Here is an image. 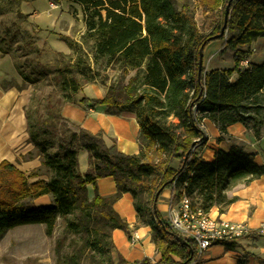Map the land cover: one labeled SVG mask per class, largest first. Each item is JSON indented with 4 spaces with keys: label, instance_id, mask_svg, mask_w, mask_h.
<instances>
[{
    "label": "trees",
    "instance_id": "1",
    "mask_svg": "<svg viewBox=\"0 0 264 264\" xmlns=\"http://www.w3.org/2000/svg\"><path fill=\"white\" fill-rule=\"evenodd\" d=\"M70 1L87 12L95 61L104 60L120 72L101 100L82 97L78 104L106 114L135 116L139 153L124 155L114 141L107 145L102 133L92 134L62 118L61 105L72 103L80 88L74 75L79 65H65L56 78L62 96L49 92L43 111L37 106L26 109L27 143L34 146L47 180L30 182L36 173L27 175L7 161L0 163V238L29 225L44 226L50 236L61 221L62 236L54 245L57 264H126L121 256H112L111 232L128 228L113 209L128 193L139 223L150 227L160 258L155 264L196 262V245L170 229L157 211V201L170 190L175 200L186 195L192 207L208 212L235 200L226 196L232 186L264 175V165L235 148L217 150L211 163L195 152L206 139L198 126L205 120L221 131L241 123L260 137L264 62L249 63L246 69L240 62L250 57L251 44L264 37V0H232L219 39L213 37L220 33L229 0H194L203 13L220 17L207 34L200 32L194 11L187 5L178 10L173 0ZM215 40L232 53V69L205 71L203 64L199 68L200 51ZM130 71L135 74L126 80ZM170 118L178 122L169 124ZM80 151L88 154L83 174L78 167ZM107 177L116 191L99 195L96 182ZM88 185L94 189L91 198ZM44 195L52 196L49 205L32 204Z\"/></svg>",
    "mask_w": 264,
    "mask_h": 264
},
{
    "label": "crops",
    "instance_id": "2",
    "mask_svg": "<svg viewBox=\"0 0 264 264\" xmlns=\"http://www.w3.org/2000/svg\"><path fill=\"white\" fill-rule=\"evenodd\" d=\"M58 47L57 43V46H52L51 49L61 58V55L67 52ZM206 48L203 51L205 71L227 70L234 67L232 54H229V61L223 60V42L207 52L210 54L206 53ZM212 50L220 54L219 63L215 68L207 67L213 54ZM251 51H254L252 46ZM258 58L260 61H257ZM248 60L250 64H260L264 62V56L260 58L259 53L251 54ZM68 64L73 65L72 60L68 61ZM62 69L61 65H58L56 71L59 72ZM234 78L235 74L232 75V79ZM32 82L25 83L24 86L13 82L0 63V163L7 161L27 175L36 173L35 177L29 179L30 182L47 180L46 171L42 174L38 172L44 169L41 167L39 157L35 156L34 146L27 143L29 134L26 109L30 92L33 90ZM108 86L109 84L102 85L94 81L92 84L80 87L79 91L72 96V103L61 105L60 114L69 123L78 125L92 134L102 133L106 144L110 145L111 140L114 141L122 154L137 155L140 134L135 116L106 114L102 110L78 104L82 97L88 100H101ZM172 122L178 121L172 119ZM204 127L206 139L195 149L203 161L213 162L214 155L219 149L228 152L235 148L237 151L250 155L256 164L264 165V127L259 138H256L252 130L241 123L229 125L221 131L211 120H205ZM87 157L88 154L85 151L78 153V167L81 174L87 170ZM95 189L102 196L111 195L116 191L113 179L108 177L98 179ZM93 190V186H87L90 198L93 196ZM226 196L235 200L223 208L212 207L208 211L209 215L233 223H245L253 232L227 244H215L209 247L202 254L197 255L196 262L191 264H264V236L254 232L264 214V175L248 182L237 183L226 192ZM31 202L35 206H46L52 202V196L44 195ZM177 207L178 201L175 200L173 193L170 190L163 191L157 201V211L165 222H168L171 213ZM113 209L128 226L126 231L114 229L111 232L114 246L113 258L121 256L126 264H137L145 259L150 264L157 263L160 258L151 240L150 227L139 223L131 195L123 194L114 203ZM134 232L138 235V240L131 244L129 237Z\"/></svg>",
    "mask_w": 264,
    "mask_h": 264
},
{
    "label": "rangeland",
    "instance_id": "3",
    "mask_svg": "<svg viewBox=\"0 0 264 264\" xmlns=\"http://www.w3.org/2000/svg\"><path fill=\"white\" fill-rule=\"evenodd\" d=\"M173 2L178 10L187 5L194 11L196 24L204 34L209 33L219 21V16L205 14L197 8L194 0ZM86 13L70 0H0V63L13 82L24 86L33 81L27 109L37 106L43 111L49 92L56 94L57 98L62 96L60 84L56 81V69L58 65L63 68L70 60L79 65L74 75L80 87L94 81L110 84L120 75L104 60L95 61V38L87 32ZM57 43L58 48L67 52L61 58L51 49ZM221 43V40H215L207 46L206 53ZM251 46L254 47L251 54L259 53L260 58L264 56V37ZM212 52L209 68H215L219 63V52ZM223 54V60L229 61L232 53L223 48ZM134 74L130 71L126 80ZM168 122L170 124L172 119ZM38 172L42 174L45 170ZM62 227L60 221L50 236L41 225L9 230L0 238V264H57L54 245L62 236Z\"/></svg>",
    "mask_w": 264,
    "mask_h": 264
},
{
    "label": "built area",
    "instance_id": "4",
    "mask_svg": "<svg viewBox=\"0 0 264 264\" xmlns=\"http://www.w3.org/2000/svg\"><path fill=\"white\" fill-rule=\"evenodd\" d=\"M243 68L249 67L248 58L240 62ZM196 108V107H195ZM199 128L204 131V123ZM168 225L170 229L182 239H188L196 245L197 255L215 244L235 241L253 232L245 223H233L219 218H214L199 207H192L190 199L182 195L178 201L177 209L171 213ZM254 232L264 236V214L263 219ZM138 235L134 232L129 237L131 244L136 243Z\"/></svg>",
    "mask_w": 264,
    "mask_h": 264
},
{
    "label": "water",
    "instance_id": "5",
    "mask_svg": "<svg viewBox=\"0 0 264 264\" xmlns=\"http://www.w3.org/2000/svg\"><path fill=\"white\" fill-rule=\"evenodd\" d=\"M232 0H229L228 2V5L225 9V15H224V23H223V26L220 30V33L218 35H216L215 37H213L214 39H219L223 36L224 34V31H225V27H226V22H227V15H228V9H229V4ZM202 61H203V53L202 51H200V54H199V68L202 66Z\"/></svg>",
    "mask_w": 264,
    "mask_h": 264
}]
</instances>
